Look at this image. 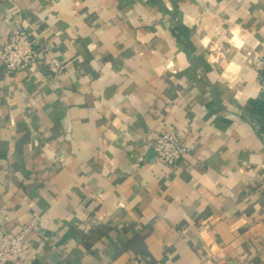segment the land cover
Wrapping results in <instances>:
<instances>
[{
    "label": "crops",
    "instance_id": "1",
    "mask_svg": "<svg viewBox=\"0 0 264 264\" xmlns=\"http://www.w3.org/2000/svg\"><path fill=\"white\" fill-rule=\"evenodd\" d=\"M16 24L61 68L0 59L15 264H264V0H0V52ZM169 127L171 167L151 149Z\"/></svg>",
    "mask_w": 264,
    "mask_h": 264
},
{
    "label": "built area",
    "instance_id": "2",
    "mask_svg": "<svg viewBox=\"0 0 264 264\" xmlns=\"http://www.w3.org/2000/svg\"><path fill=\"white\" fill-rule=\"evenodd\" d=\"M49 48L39 44L31 33L21 25H15L2 43L0 59L6 72L44 68L50 74L57 75L61 68L58 58L47 55ZM154 157L163 165L171 167L188 152V146L172 128L159 132L151 144ZM28 225H22L17 232L3 229L0 231V264L28 261L33 255L27 239ZM203 264V263H201ZM209 264H225L221 260Z\"/></svg>",
    "mask_w": 264,
    "mask_h": 264
},
{
    "label": "trees",
    "instance_id": "3",
    "mask_svg": "<svg viewBox=\"0 0 264 264\" xmlns=\"http://www.w3.org/2000/svg\"><path fill=\"white\" fill-rule=\"evenodd\" d=\"M250 104L252 106V113L261 121V131L264 134V90L262 91L259 100L251 101Z\"/></svg>",
    "mask_w": 264,
    "mask_h": 264
}]
</instances>
